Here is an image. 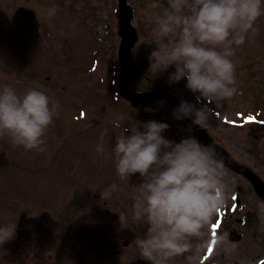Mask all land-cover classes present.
Here are the masks:
<instances>
[{"label": "rangeland", "instance_id": "rangeland-1", "mask_svg": "<svg viewBox=\"0 0 264 264\" xmlns=\"http://www.w3.org/2000/svg\"><path fill=\"white\" fill-rule=\"evenodd\" d=\"M151 3L159 6L149 8ZM95 4L98 7L93 10L90 21L88 14ZM128 4L133 9L131 26L138 36L132 48L135 66L132 80L139 84L137 89H161L195 104V97L186 89L184 79L179 83H169L168 76L174 71V66L153 75L155 67L149 65L148 56L156 46L164 47L166 41L143 43L151 39L152 21L168 11L167 0H129ZM53 6L56 14L50 16L47 10ZM117 17L116 0H0V89L10 85L21 95L28 88L38 89L60 104L61 114L63 76L58 70L61 63L59 52L65 55L63 61L80 60L78 66L91 56H94L95 63L100 64L107 50L109 33L115 35L118 29ZM257 26L260 33L255 42L249 39L241 46L233 45L235 52L230 59L236 66L237 91L230 100H225V105L223 101L213 105L215 115L208 132L237 159L243 160L264 186V127L246 126L250 130L240 132L229 128V123L237 116L235 112H242L238 111L239 108L245 104L251 108L255 106V91L264 102V15L258 19ZM97 36L105 38L106 45L98 41ZM106 58L109 60V55ZM106 65L89 73V80L104 79L101 74L109 71L104 70ZM119 78L118 71L114 87ZM66 82L69 80L63 83ZM70 95L73 96V92H69ZM82 95L81 98L77 94L74 98L65 96L69 101L81 102V99L85 100ZM69 101L66 104L68 111L72 110ZM92 103L96 105L94 101ZM94 104L80 106L86 119L81 120L78 129L71 130L73 119L63 117L62 129L71 132L57 142L48 140L50 128L57 127L55 123L60 114L54 117L47 131L44 151H26L22 146H14L7 137L0 138V226L17 225L14 239L0 249L6 252H0V264H49L53 261H58V264H149L141 260L133 243L136 235L145 234L147 225L133 232L119 221L118 214L124 211L131 222L129 205L137 195L133 186L142 183V178L138 173L133 174L128 183L120 181L116 174L113 148L115 138L120 134L116 125L131 127L150 120L167 123L169 128L164 136L173 142L174 137L180 141L190 135L189 128L182 120L174 119L173 112L162 104L127 105L117 108L116 113L108 110L105 117L99 114L100 109ZM73 137L77 140L74 141ZM101 143L105 151L98 153L96 149ZM91 170L93 174L90 176ZM100 170L104 171V176L99 175ZM80 172L87 176V185L81 184L84 182L82 178L77 183ZM112 183L118 185L117 190L110 197H105L104 193ZM239 184L244 194L241 195L243 204L249 203L253 210L251 224L245 228L242 242L231 255L237 262L246 263L242 256L243 247L249 248L257 243V247L251 250L245 247V251L258 250L255 251L258 256L264 247V231L260 230L256 215L260 202L245 180H240ZM81 185L88 190L78 201L84 189ZM40 207L41 211L38 210ZM81 207H87L85 213L92 214V218H81L85 215ZM214 257L217 262L223 260L217 250ZM172 264L183 263L179 257Z\"/></svg>", "mask_w": 264, "mask_h": 264}, {"label": "clouds", "instance_id": "clouds-1", "mask_svg": "<svg viewBox=\"0 0 264 264\" xmlns=\"http://www.w3.org/2000/svg\"><path fill=\"white\" fill-rule=\"evenodd\" d=\"M167 4L166 14L152 21L151 39L143 43L166 41L148 56L149 65L155 67L153 75L174 66L169 83L184 79L194 95L195 104L181 100L172 113L176 120H190V135L173 142L164 136L169 125L155 120L131 127L116 125L120 129L113 148L116 174L128 183L133 174L142 178V183L133 186L137 195L129 205L131 222L124 211L118 215L130 231L147 225L145 234L136 235L133 243L139 257L149 264H171L186 253H192L187 259L199 264L200 255L210 247L217 253H231L237 245L230 242L228 232L212 233L205 239L204 229L229 199V170L215 144H204L191 133L193 126L210 127L213 105L235 95L233 45L241 46L249 39L255 42L264 0H167ZM47 11L50 16L56 14L54 6ZM59 109L58 102L38 89L28 88L21 95L5 85L0 89V138L7 137L26 151H44L47 131ZM96 151H105L103 143ZM117 187L109 185L104 196L110 197ZM256 215L264 231V201ZM16 227L0 226V249L14 239Z\"/></svg>", "mask_w": 264, "mask_h": 264}, {"label": "water", "instance_id": "water-1", "mask_svg": "<svg viewBox=\"0 0 264 264\" xmlns=\"http://www.w3.org/2000/svg\"><path fill=\"white\" fill-rule=\"evenodd\" d=\"M120 5H121V7H125V0H121ZM127 11H129V8L127 9ZM129 17H130V14H129ZM127 19H128V16L126 15L125 20H124L125 25L127 24V21H128ZM128 45H129V43H126V42L124 43L125 47H127ZM128 75H129V71H128ZM127 98L131 101H134V102H141V101L154 99V98H167V97L162 95V94L154 93V94H147V95L139 96V97L127 96Z\"/></svg>", "mask_w": 264, "mask_h": 264}, {"label": "snow or ice", "instance_id": "snow-or-ice-1", "mask_svg": "<svg viewBox=\"0 0 264 264\" xmlns=\"http://www.w3.org/2000/svg\"><path fill=\"white\" fill-rule=\"evenodd\" d=\"M83 115V114H82ZM255 118L254 117H248L246 118L245 122L248 123V122H254ZM235 199V198H234ZM219 227V224H216V225H213V228H218ZM209 254L212 253V249L211 247L209 248V251H208Z\"/></svg>", "mask_w": 264, "mask_h": 264}]
</instances>
